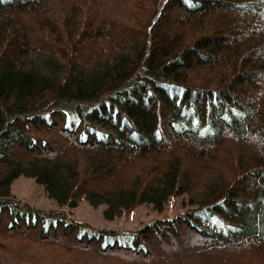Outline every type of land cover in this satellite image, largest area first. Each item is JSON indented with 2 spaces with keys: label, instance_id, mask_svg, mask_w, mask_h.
<instances>
[{
  "label": "trees",
  "instance_id": "1",
  "mask_svg": "<svg viewBox=\"0 0 264 264\" xmlns=\"http://www.w3.org/2000/svg\"><path fill=\"white\" fill-rule=\"evenodd\" d=\"M0 264H264V0H0Z\"/></svg>",
  "mask_w": 264,
  "mask_h": 264
},
{
  "label": "rangeland",
  "instance_id": "2",
  "mask_svg": "<svg viewBox=\"0 0 264 264\" xmlns=\"http://www.w3.org/2000/svg\"><path fill=\"white\" fill-rule=\"evenodd\" d=\"M10 194L19 203L27 204L39 209H53L54 204L48 200L40 186L36 185L31 179L18 177L10 184ZM103 207L92 208L84 201L78 203L73 209V218L77 221L84 222L95 228L102 229H123L132 230L154 219L172 217L180 213L177 201L162 212H155L147 205L135 207L126 215L114 218L112 221H105L101 212Z\"/></svg>",
  "mask_w": 264,
  "mask_h": 264
}]
</instances>
